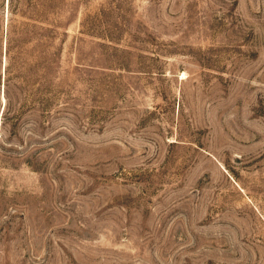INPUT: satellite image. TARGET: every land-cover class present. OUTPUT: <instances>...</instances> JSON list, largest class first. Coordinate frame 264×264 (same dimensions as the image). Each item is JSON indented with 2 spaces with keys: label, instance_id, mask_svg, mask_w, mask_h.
I'll list each match as a JSON object with an SVG mask.
<instances>
[{
  "label": "rangeland",
  "instance_id": "obj_1",
  "mask_svg": "<svg viewBox=\"0 0 264 264\" xmlns=\"http://www.w3.org/2000/svg\"><path fill=\"white\" fill-rule=\"evenodd\" d=\"M0 264H264V0H0Z\"/></svg>",
  "mask_w": 264,
  "mask_h": 264
}]
</instances>
